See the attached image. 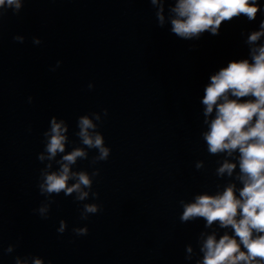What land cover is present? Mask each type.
Returning a JSON list of instances; mask_svg holds the SVG:
<instances>
[{"label": "clouds", "instance_id": "1", "mask_svg": "<svg viewBox=\"0 0 264 264\" xmlns=\"http://www.w3.org/2000/svg\"><path fill=\"white\" fill-rule=\"evenodd\" d=\"M25 2L0 0V19L7 9L18 14ZM149 2L156 9L157 26L164 28L170 24V32L183 40H199L205 33L219 35L225 22L241 17L254 22L258 14L264 13L260 0ZM13 39L23 43L25 37L16 35ZM33 43L40 45L42 41L33 37ZM244 43L248 46V57L233 59L210 74L200 99L203 116L200 138L208 155L220 159L213 171L217 178L215 191H201L190 201L178 202L182 208L181 223L204 221L205 230L199 233L196 247L185 246V260H195V264H264V19L257 29L247 33ZM61 63L57 61L50 70L55 71ZM93 87L89 83V90ZM32 99L29 97L28 102ZM107 114L108 110L103 109V116ZM102 123L101 113L80 115L75 132L79 145L72 142L71 150H67L69 126L64 119L51 117L49 128L43 132V151L37 156L44 164L37 187L45 200L33 209L34 214L48 219L51 206L56 203L54 197L61 193L73 196L78 203L99 198V193L93 191V183L100 170L73 168L78 161L89 159V151L93 149L97 154L91 157L90 166L108 160L111 148L98 130ZM195 168L203 170L205 162L197 160ZM101 210L98 203H82L80 219L87 220ZM66 230L67 222L60 220L57 232L63 234ZM72 231L77 236L88 234L87 226L74 227ZM17 246L9 244L0 256L12 254ZM14 264H45V261L40 256L17 255Z\"/></svg>", "mask_w": 264, "mask_h": 264}]
</instances>
